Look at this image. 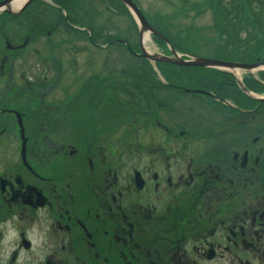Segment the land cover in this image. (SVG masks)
Segmentation results:
<instances>
[{
    "label": "flooded vegetation",
    "instance_id": "1",
    "mask_svg": "<svg viewBox=\"0 0 264 264\" xmlns=\"http://www.w3.org/2000/svg\"><path fill=\"white\" fill-rule=\"evenodd\" d=\"M45 18L51 27L39 31L32 17L0 14V264H260L264 164L245 170L243 149L264 131L259 104L248 112L221 107L243 104L246 94L219 81L194 84L232 90L199 94L192 83L156 79L135 90L137 80L117 79L133 68L117 62L116 38L102 43L100 27L80 33L62 16ZM62 20L72 32L61 25L60 43L47 41ZM76 36L106 54L100 65H84L86 79L63 81L64 67L79 73ZM40 61L44 69L35 70ZM12 68L19 82L8 80ZM118 87L138 112L118 107ZM166 94L175 99L171 114ZM182 95L221 108L209 118L181 113ZM138 124L157 129L158 141L138 137Z\"/></svg>",
    "mask_w": 264,
    "mask_h": 264
},
{
    "label": "rangeland",
    "instance_id": "2",
    "mask_svg": "<svg viewBox=\"0 0 264 264\" xmlns=\"http://www.w3.org/2000/svg\"><path fill=\"white\" fill-rule=\"evenodd\" d=\"M53 1V0H52ZM51 0H37L34 3L35 10L33 13H37L36 10H43L41 6L47 3L49 6L53 7L54 10L50 12L56 13L55 5ZM244 0H137L139 7L145 15L150 17V26L159 25L161 29H165L167 35H169L173 39H177L176 43H179L184 47L185 50H189L190 54L186 51L178 50L176 46L172 45L170 41L165 43L162 41L163 39L158 38V36L152 33H143L141 36L139 35V24L134 18V16L129 13L127 10L121 9L119 6H109L104 1L99 0H82V15H81V24H78L79 27L86 26L91 29V33H96L97 29L100 31L102 36V43L106 41H110V39H115L118 41L117 47H114L115 42L111 43L112 48L116 49L117 53V62L120 63H128L132 68V72H128V76L122 75L118 73V81L129 79L130 77L133 80H137L135 85L139 86L136 89H141L140 83L142 81H151L152 79L161 80V81H173V80H181L182 85L183 82L186 81L190 84L183 85V87H192L193 90H196L197 93L203 94V91H210L205 89H198V86L194 84L195 82V73L181 70V67H166L160 66L158 63H151L139 57L142 55L140 48V41L143 39L144 35L147 36V42L142 44L143 49L147 54L154 55L159 54L163 56L170 57L171 50L176 53H181L183 55H188V60H192L198 58V55H205V59L209 58L212 60H216L214 57L215 49L219 50V44H225L227 42H233L236 39H244L247 35L245 31H248L246 28L247 20L250 19V11L254 13L255 16L260 18V23L264 19V5H258L256 2L251 1V8L244 6ZM264 1V0H263ZM38 2V3H37ZM40 3V4H39ZM53 4V5H52ZM182 13L178 11L184 10ZM189 9V10H188ZM227 13V15L224 14ZM252 13V14H253ZM248 16V17H247ZM42 17V16H41ZM163 17V18H159ZM89 18H91V22H88ZM64 20H62L63 22ZM54 27L56 29L55 36L47 39V41L55 43H60V37L62 35L61 26ZM71 24V22H70ZM84 24V25H83ZM77 27L76 24H74ZM157 27V26H156ZM158 28V27H157ZM154 29V28H153ZM19 31L20 30H15ZM50 31V30H49ZM79 31V30H78ZM258 28L255 29L252 34H256ZM80 32V31H79ZM98 32V31H97ZM22 33V32H21ZM83 33V32H80ZM111 33L110 38L108 34ZM115 33V36L113 34ZM53 34V33H52ZM107 34V36L105 35ZM249 37V36H247ZM82 37L71 38L72 43L74 44L73 49H82L83 53L75 58V63L79 65L76 69H78L79 73L76 75H72V71H69L68 67H64V73L69 76H64L63 81H74V80H82L88 77L87 70L84 65L89 63L101 64L102 60L106 54L104 50L97 51L95 48L98 46H92L86 41H80L79 39ZM59 39V40H58ZM120 39L123 40V42ZM45 39H42L43 43ZM57 40V41H56ZM63 42V40H61ZM107 43V42H106ZM41 45H38L35 48H39ZM56 46V45H55ZM68 46V45H66ZM2 47V46H1ZM104 48H107L103 44ZM102 47V48H103ZM34 49V48H33ZM171 49V50H170ZM225 50V49H224ZM96 53L95 58L92 55L89 56L90 53ZM130 53H133L132 56ZM138 55V56H136ZM195 55V56H193ZM94 58V59H92ZM184 58V57H183ZM202 58V57H201ZM64 61H68V57L63 56ZM89 59V60H88ZM9 64L6 66V70L8 69ZM44 65L42 62H38V65H34V69L38 71H42ZM195 68V67H194ZM44 69V68H43ZM62 69V68H61ZM11 76L8 80H12L11 82H19L20 79L17 77V73L14 68H12ZM224 77H220L218 80L210 78V80L202 81L204 83L219 81L221 84L228 85V83H232L233 85L239 87L235 92L239 93L243 91L251 98H261L264 97V68L260 72H246L241 70H220ZM7 71H4L5 80L7 79ZM75 73V72H73ZM49 75H52V71ZM229 75V76H228ZM80 76V78H78ZM129 77V78H128ZM2 80V79H1ZM198 82V81H196ZM200 82V81H199ZM212 86V85H211ZM223 88H227L232 90L231 87L221 85ZM221 86L215 85L214 88H220ZM202 86H200L201 88ZM207 89V88H206ZM118 107L122 104L129 105L130 110L129 113H136L138 109L130 106L126 100L123 99L124 93L121 87H118ZM130 90H134L133 88ZM215 93V92H213ZM55 93L54 95H56ZM139 93H134L133 96L138 97ZM235 96L237 95L234 93ZM246 95V96H247ZM247 96V97H248ZM172 95L165 96L164 104H165V113L171 114L173 111V104L175 99H171ZM171 99V100H170ZM234 99V98H233ZM235 102V101H234ZM234 102L223 101L224 104L220 105L221 107L228 106L231 109L236 110L237 108H241L240 111H243L245 106V101L243 100V104H236ZM207 104L214 105V107L209 106ZM178 107V111L181 113H186L187 111H191L194 114H202L203 116L209 118V113L214 114L215 110H220L221 107H215V104L205 103L201 96H184L180 97L178 103H176ZM197 107V108H196ZM207 108L209 111H207ZM214 108V109H213ZM254 108V107H252ZM238 112V111H235ZM119 120V119H118ZM140 124L135 125L134 129H143L142 131L137 133L138 137H142L147 140V137H150L152 134L157 139L159 131L157 129H149V125H142L139 128ZM261 132V131H260ZM249 133V131H247ZM259 133V132H258ZM192 135L181 137V143L188 144L190 143V138ZM152 138V136H151ZM154 141V140H153ZM155 141H158L155 140ZM151 144V143H150ZM243 149L246 153V165L245 170L254 169L258 164H264V131L258 134V136L252 138L251 140L245 141ZM240 150V155L242 153ZM239 151H234V157L232 159H236L235 163H228L227 167L231 172H235L237 167V159L239 158ZM231 159V160H232ZM11 238H8L10 240ZM30 254V253H29ZM23 257L26 256L25 253L22 254ZM247 259H250L247 256ZM24 261V260H22ZM254 264H258L253 262ZM25 264V263H22ZM198 264H225V259H219L211 263L199 262ZM228 264H234L231 260ZM260 264H264V259H261Z\"/></svg>",
    "mask_w": 264,
    "mask_h": 264
},
{
    "label": "trees",
    "instance_id": "3",
    "mask_svg": "<svg viewBox=\"0 0 264 264\" xmlns=\"http://www.w3.org/2000/svg\"><path fill=\"white\" fill-rule=\"evenodd\" d=\"M52 1V0H51ZM251 1L256 2L258 5H264L263 0H244V6H247L248 8H251ZM54 5H57L56 13L50 14L52 10H54L53 7L49 6L48 4H43L41 8L43 10H36V14L33 13L35 10V6L33 2L30 4V6L25 10V12L22 14V16H28L34 18L33 22L36 24L38 27L39 31L48 29L51 27V25L46 21L45 17H49L50 15L62 16V11H65L68 14V18H73L74 20H81V15H82V0H53L52 1ZM38 3V2H37ZM40 4V3H39ZM250 11V19L247 20V27L246 29L248 31H245L246 35L249 37H245L244 39H236L233 42H227L225 44H219V50L215 49L214 56H209V57H214L215 59L223 60V61H231V62H239V63H254L256 61L259 62H264V19L260 23V18L255 16L254 13ZM225 15H227L226 12H224ZM41 16L43 19H41ZM248 17V16H247ZM45 19V20H44ZM27 20V19H25ZM75 20V21H76ZM27 25H30L31 23L28 22L27 20ZM60 25V23L58 24ZM64 28L67 31H71L68 26H66L65 23L62 22ZM84 25V24H83ZM158 28H157V27ZM154 25L155 29L159 31L162 35H164L171 43L172 45L176 46L177 49L183 50L184 52L186 51L188 54H190L189 50H185L182 45V43L179 44L180 42L177 39L171 38L169 35H167L165 29H161L159 25ZM258 28V31L256 34H252V32ZM178 41L179 43H176ZM225 49V50H224ZM195 56V55H193ZM200 57H205V55H198ZM160 65H166L164 63H159ZM181 70L184 71H189L192 73H195V81H205V80H210V78L218 80L220 77H224L225 74H223L221 71L214 70V69H198V68H181ZM198 86V89H205V90H212L214 89V86L211 85H206V84H196ZM200 86H202L200 88ZM207 88V89H206ZM245 103H244V110L247 112L249 110H253L257 104H259L260 109L264 110V102L258 103L257 101L251 100L247 97L244 98ZM235 103L237 102L236 99L234 100ZM254 107V108H252ZM245 112L246 118L250 117L252 114Z\"/></svg>",
    "mask_w": 264,
    "mask_h": 264
},
{
    "label": "water",
    "instance_id": "4",
    "mask_svg": "<svg viewBox=\"0 0 264 264\" xmlns=\"http://www.w3.org/2000/svg\"><path fill=\"white\" fill-rule=\"evenodd\" d=\"M14 0H4L0 3V13L5 12L10 15L18 14L22 12V10L33 0H23V5L20 7V9L16 12H12L10 10V7L12 5ZM130 11V13L134 16L136 21L139 24V33L140 36L143 33H152L158 37H161L155 30H153L148 23L144 20L141 13L138 11V9L135 7V5L131 2V0H120ZM162 38V37H161ZM165 41V40H164ZM172 52L171 57H164L159 55H149L145 53V51L142 49V56L146 59H148L151 63L155 62H166L178 66L183 67H200V68H212V69H219V70H233V69H241V70H247L252 71L258 69L261 65L259 64H251V65H243V64H235V63H228L218 60H212V59H205V58H195L190 61H183L180 60L174 51Z\"/></svg>",
    "mask_w": 264,
    "mask_h": 264
},
{
    "label": "bare ground",
    "instance_id": "5",
    "mask_svg": "<svg viewBox=\"0 0 264 264\" xmlns=\"http://www.w3.org/2000/svg\"><path fill=\"white\" fill-rule=\"evenodd\" d=\"M23 0H16L14 3H13V7H15L13 10L17 9V7L19 8V5L21 4ZM147 36H144L143 39H142V42L143 44H145L147 42Z\"/></svg>",
    "mask_w": 264,
    "mask_h": 264
}]
</instances>
